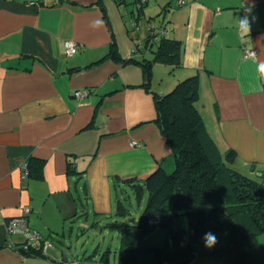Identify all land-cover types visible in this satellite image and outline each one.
Here are the masks:
<instances>
[{
  "label": "crops",
  "instance_id": "1",
  "mask_svg": "<svg viewBox=\"0 0 264 264\" xmlns=\"http://www.w3.org/2000/svg\"><path fill=\"white\" fill-rule=\"evenodd\" d=\"M172 1L141 10L137 0H0V264H60L55 244L87 226L103 232L127 182L170 171L153 93L188 77L199 76L197 108L221 153L264 170V0H186L169 11ZM162 37L180 41V58L153 66L149 92L143 69L126 61L152 59ZM66 41L79 46L73 57ZM113 42L125 62L105 59ZM32 160L44 162L41 179H24ZM20 217L54 244L47 256L14 249L24 240L8 223Z\"/></svg>",
  "mask_w": 264,
  "mask_h": 264
},
{
  "label": "trees",
  "instance_id": "2",
  "mask_svg": "<svg viewBox=\"0 0 264 264\" xmlns=\"http://www.w3.org/2000/svg\"><path fill=\"white\" fill-rule=\"evenodd\" d=\"M181 1L173 0L166 9L180 8ZM151 40L147 42L151 44ZM139 49L137 45L135 52ZM180 50V41L162 37L157 49L149 50L152 59L126 62L139 65L150 82L153 66L175 67ZM105 59L125 62L116 42L111 44ZM145 88L151 91L150 84ZM153 94L155 121L173 151V167L170 171L160 167L145 180L127 182L139 199L138 205L145 194L148 196L138 219L131 214V195L117 199L118 220L106 229L119 234L118 264H193L202 253L207 232L217 238L208 251L216 261L264 264V170H257L254 164V171L261 175L253 179L233 168L237 159L233 149L225 155L221 153L197 108L198 75L180 81L164 95ZM43 169V161L32 160L27 166V179H41ZM127 217L128 221L119 220ZM49 243L53 248L54 244ZM14 249L25 256H47L37 249H27L25 242L16 244ZM110 252L111 249L104 252L102 261L108 260ZM95 254H99L98 250Z\"/></svg>",
  "mask_w": 264,
  "mask_h": 264
},
{
  "label": "rangeland",
  "instance_id": "3",
  "mask_svg": "<svg viewBox=\"0 0 264 264\" xmlns=\"http://www.w3.org/2000/svg\"><path fill=\"white\" fill-rule=\"evenodd\" d=\"M121 7L127 20V28L129 30H134L131 19L129 17L130 9L126 11L128 5L121 4ZM170 89L171 88L167 89V91H170ZM205 119L204 121H207V118ZM233 168L243 175L249 176L253 179H258L257 176L261 175L260 172L253 173L243 164H234ZM128 195H131L133 203V206H130L131 214L133 215V217H135V219H138L144 211L148 196L147 194H145L142 198V203L138 205V197H136V195H134L132 191H129ZM18 236H20L23 240L25 239V237L22 235H16V237ZM160 236L162 237V235H159V237ZM261 240L264 241V235L263 237H261ZM55 245L57 248L63 250L61 258L64 259L65 256H67L70 262L75 261L77 264H118L117 252L120 247V237L118 233L108 229H104L103 232L98 228H92L90 226H87L84 231L83 229H76L72 234L70 233L67 235L64 245L57 243ZM201 248L202 253L197 257L196 261L193 264H225L223 261H216L208 254V251L211 247L201 245ZM107 249H111V252L108 255L109 258L106 261H102V256ZM96 250H99V254H95Z\"/></svg>",
  "mask_w": 264,
  "mask_h": 264
},
{
  "label": "built area",
  "instance_id": "4",
  "mask_svg": "<svg viewBox=\"0 0 264 264\" xmlns=\"http://www.w3.org/2000/svg\"><path fill=\"white\" fill-rule=\"evenodd\" d=\"M146 2V0H138V5L139 9L142 8L143 4ZM186 4V1H181L179 3L180 6H183ZM151 29H154V26L152 25ZM65 47V55L67 57H73L79 50V46L76 42L74 41H66L64 43ZM257 53L255 51H247L246 52V57H255ZM89 95V91H78L75 93V96L78 98H83L85 96ZM135 143H132L131 146H135ZM28 177V170L25 168V173H24V179H27ZM31 210L29 208L25 209V216L29 215ZM8 232L10 235H22L25 237L24 242L26 243V248H33L37 249L39 252L41 251L43 254H47V251L49 248H52V245L48 241H41L42 238L37 232H33L32 230L29 229V226L27 224V221L25 217H20V218H14L11 219L8 223ZM37 244V247H35V243ZM61 264H77L75 262H70L68 261L67 263L62 262Z\"/></svg>",
  "mask_w": 264,
  "mask_h": 264
},
{
  "label": "clouds",
  "instance_id": "5",
  "mask_svg": "<svg viewBox=\"0 0 264 264\" xmlns=\"http://www.w3.org/2000/svg\"><path fill=\"white\" fill-rule=\"evenodd\" d=\"M241 24L243 26H248L247 18L242 19L241 20ZM260 67H261L262 70H264V64H261ZM204 242H205V245L207 247H213L216 244V242H217L216 235L214 233H212V232L205 233Z\"/></svg>",
  "mask_w": 264,
  "mask_h": 264
},
{
  "label": "water",
  "instance_id": "6",
  "mask_svg": "<svg viewBox=\"0 0 264 264\" xmlns=\"http://www.w3.org/2000/svg\"><path fill=\"white\" fill-rule=\"evenodd\" d=\"M148 83H149V80L146 79L145 84L147 85ZM63 261H64L65 263H67V262L69 261L68 258H67V256H65V258L63 259Z\"/></svg>",
  "mask_w": 264,
  "mask_h": 264
}]
</instances>
